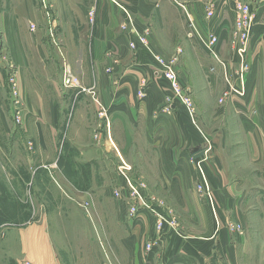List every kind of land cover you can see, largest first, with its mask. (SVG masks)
Instances as JSON below:
<instances>
[{
  "label": "crops",
  "instance_id": "crops-1",
  "mask_svg": "<svg viewBox=\"0 0 264 264\" xmlns=\"http://www.w3.org/2000/svg\"><path fill=\"white\" fill-rule=\"evenodd\" d=\"M245 1L253 5V0ZM235 2L236 0H92L94 24L88 48L85 47V51H88L87 60L85 62L82 57V66L85 67L86 63V69L91 70V84L99 92V105L85 93L77 96L66 93L60 95L59 99H54L42 92L37 93L38 101L48 103L38 104V101L28 100L22 114V127L35 140V155L28 159L30 165L36 163L35 165L45 167L46 180L52 184L51 181H57L58 178L54 175L57 173L56 167L61 168L60 179H66L64 171L72 159L77 170L86 167L92 173V180L103 182L100 186L96 184L95 191L99 190L101 194L110 197L116 186L123 196L128 197L127 176L135 182L145 181L148 185L146 193L151 196L157 193L156 199L174 190L171 188V183L174 182L179 189L175 195L182 198V206L185 205L196 214L201 211L211 215L210 206L196 192L199 183L205 188L204 196L217 194L223 218L244 224L248 212L246 205L251 195L243 188L239 192L237 184H241L242 178H232L225 171L224 161L221 159L228 148L229 130L223 125L220 129L208 128L203 121L210 111L201 110L197 100V95L208 100L210 90L217 84L221 92L225 90L217 115L221 118L228 115L230 110L234 111L236 121L233 128L242 139L236 143L251 151L257 166L256 177L264 180V0H257V7L252 8L255 20L251 39L245 46L240 43L236 34L237 14L233 10ZM210 3L216 6L211 18L206 13ZM12 5V0L9 4L7 0H0L2 29L5 37L7 36L11 55L16 56L19 51V60L29 64L31 59L25 60L20 50L21 46L24 49L21 30H15L14 26V21L23 19V16H19L22 13L16 14ZM212 35L220 38L217 45L218 56H213L208 47ZM39 36L42 35L39 33ZM80 37L82 42L77 45L81 47L85 45L84 34ZM140 37L147 38L146 45L140 42ZM44 40L42 43V37H34L31 49L44 59L42 65L45 68L40 70L47 78L51 77L50 74L53 75L51 70L48 72L47 67L53 58L60 57L53 51V47L47 46L49 36ZM132 43L135 48L131 47ZM33 45L37 49H33ZM242 49L245 50L244 53L240 52ZM190 52L197 54V57H186ZM158 57L168 62L175 61L173 67L180 84L192 93L194 114L189 113L190 109L181 104L179 99V102L176 100L169 82L157 73V69L161 68L156 61ZM182 61L187 63L182 64ZM14 63L20 62L14 60ZM23 77L21 74V82ZM241 81L245 94L235 97L231 93L232 97H227L230 87L240 88ZM144 83L146 96L141 99L137 91ZM195 86L203 87L196 91ZM167 98L175 99L167 103ZM54 100L56 102L50 104ZM4 123L5 120L0 125L2 134L9 129ZM60 133H63L65 142L58 145L53 138ZM2 144L4 147V142ZM191 159L199 160L206 174L202 167L198 170L190 162ZM0 163L5 165L3 156H0ZM15 164L14 161L13 165ZM124 165L129 167L128 171L122 169ZM259 184L256 185V197L264 200V185ZM114 201V213L117 212L119 217H128V199ZM155 206L161 211V207ZM218 210L220 212L219 206ZM256 210L262 213L258 205ZM207 216H204L206 225L214 228L215 224L210 223ZM130 220L134 236L139 232L143 242L158 240V245L147 257L150 264L165 243V257H160L165 259L164 262L193 264L196 255L188 251L184 253L180 249L189 247L188 250L193 252L195 244L207 245L206 241H209L196 239L185 243V248L179 247L182 239L178 235L162 238L157 233L155 217L147 209H142L135 220ZM44 225L30 222L22 227L0 226V230L5 232L3 242L0 238L3 246L1 251H5V246L13 248L12 251L16 248L14 260L18 264H22V260L29 264H52L51 241ZM221 235L223 256L231 259L233 264H238L237 244L229 245L227 232H222ZM234 247L236 252L228 253Z\"/></svg>",
  "mask_w": 264,
  "mask_h": 264
},
{
  "label": "rangeland",
  "instance_id": "rangeland-1",
  "mask_svg": "<svg viewBox=\"0 0 264 264\" xmlns=\"http://www.w3.org/2000/svg\"><path fill=\"white\" fill-rule=\"evenodd\" d=\"M45 1L12 0L16 14L22 13L19 16H23V19L14 21V26H16L15 30H21L20 36L24 41V49L21 46L20 50L25 60L31 59L29 64L19 60V51H17L16 56L11 55L6 41L7 36L5 37L0 20V125H3V120H5L4 126H9L8 131L3 134L0 132V141H2L0 156L5 159L4 166L0 163V226L2 228L6 225L22 227L30 222L43 226L46 223L44 226L47 228L46 233L49 234L53 253L52 264H150L147 260L149 253L146 245L151 240L143 242L142 234L139 232L134 236L135 231L132 229L131 220L127 216L122 217L121 215L119 217L118 213L113 211L114 199L127 200L123 195L119 198L115 196L114 191L117 186L112 192V197L101 194L99 190L95 191L96 184L100 186L103 182L92 180V173L86 167H80L77 170L72 159L69 160L70 165H67L66 171H64L66 179L64 181L60 179L61 168L56 167L57 173L54 175L58 177V182L53 179L51 184L46 180V168L38 164L35 165L36 163L30 165L28 161L30 157L35 155L36 146L33 136L22 127V114L28 100L31 102L38 101L37 93L42 92L54 97V99H59L60 95L66 93L76 96L85 93L90 95L92 100L99 105L97 100L99 92L91 84V70L86 69V63H84L85 67L82 66L84 61H82V57L85 58V62L87 60L88 51H85V47L88 48L92 25L94 24L95 12L92 15L94 11L93 7L91 9L92 0H49L52 3L51 6H48V0ZM10 2L11 0H7L8 4ZM252 2L253 5L251 4V6L254 9L257 7V0ZM233 10L236 11V8L233 7ZM237 16L238 14L235 20ZM35 33L36 35H34ZM39 33L42 36H39ZM82 34L85 37L83 40L85 45L81 46L83 48L79 46L82 42L80 39ZM44 36H49L50 40L47 42V46L53 47V51L60 57L53 58L52 63L47 67L49 73L50 70L53 72V75L50 74L51 77L47 78L40 70L45 68L42 65L44 59L39 53L37 55L31 49V44H34V37L38 39L42 37V43H44V38H46ZM78 43L79 45H77ZM33 49H37V47L33 45ZM189 56L196 58L197 54L190 52L186 57ZM14 60L20 63L15 64ZM61 62H64L63 65ZM181 63H187V61ZM18 65L25 68L22 69ZM2 66L5 68L2 69ZM65 70H71L77 76L80 81L78 86H65ZM110 70L109 68L108 71ZM21 74L24 76L22 82ZM240 85L243 87V92L234 93L233 96L240 97L245 94L242 81ZM181 86L191 105L188 106L182 99L181 104L186 105L190 109L189 113L194 114L192 93L187 91L186 86L182 84ZM195 87L196 91H199L203 86ZM141 89H144L142 84L137 94L143 99L146 96V90L143 92L144 95L140 96ZM224 93L225 90L221 92L217 84L210 90L208 100L201 99L199 95H197V100L201 110L210 111L203 121L208 128L218 127L217 129H220L223 125L229 130L228 148L221 159L224 161L225 171L232 178H242L241 184H237L239 192L243 188L251 195L246 205L248 210L246 222L242 224L240 221L223 218L217 194L214 193L209 197L204 196L205 188L201 185L203 189L200 191L199 183L196 192H199L203 196L200 199H203V202L210 206L211 215L201 213V211H198L197 214L192 212L190 208H186L185 205L182 206V198L175 195L179 189L175 187L173 182L171 188L176 191L170 190L166 196L161 195V197L159 196L160 200L157 199L162 208L163 220L159 229L157 217L154 216L155 227L162 238L178 235L182 239L179 246L181 248H185V243L189 241L209 240H202L208 242L207 245L195 244L196 248L193 252L188 250L189 247L180 249L184 253L188 251L190 254L196 255L193 264H233L231 259L223 256L221 251L222 232H227L229 245L237 244L238 264H264V200L256 197V185H260L259 183L264 185V180L256 177L257 166L256 162L253 161L254 156L251 151L242 144L237 145L236 143L242 139L233 128L236 121L233 115L235 114L234 111L230 110L228 115L225 114L221 118L217 115L218 108L224 99L222 98ZM226 95L227 97L229 95V98L232 97L230 91ZM173 100V98H169V100L167 98V103ZM55 102L54 100L50 104ZM36 103L45 104L48 102L38 101ZM103 115L104 113L100 114V116ZM62 134L60 133L53 138L58 145L65 142ZM14 161L15 165H13ZM190 162L198 170L200 167L203 168L199 164V160L191 159ZM204 173L206 174L205 170ZM208 187L209 185L207 189ZM154 190L156 191V188ZM156 194L153 197L157 198ZM257 205L261 207L262 213L256 210ZM214 208L217 213H215ZM206 215H208L206 219L215 224L214 228L211 225L209 227L206 225L204 217ZM227 216L229 215L227 214ZM126 221L128 222L126 223ZM0 231L3 233L0 235L3 242L5 232L3 229ZM1 249L3 246L0 244V264H18L14 260L17 255L16 248L12 251L13 248L5 246L4 252ZM166 249L167 244L165 243L163 247L159 248V252L153 259L155 261L152 260L151 264H167L163 257L160 258L161 256L165 257ZM233 252H236L235 247L228 250V253L232 254ZM22 264L29 263L22 260ZM182 264H186V262H182Z\"/></svg>",
  "mask_w": 264,
  "mask_h": 264
},
{
  "label": "built area",
  "instance_id": "built-area-1",
  "mask_svg": "<svg viewBox=\"0 0 264 264\" xmlns=\"http://www.w3.org/2000/svg\"><path fill=\"white\" fill-rule=\"evenodd\" d=\"M43 1H45V0H43ZM47 4H48V6H51L52 3H51V1L48 0ZM235 8H236V11L238 14L237 19H236V30H237L236 34L245 46V44L248 43V41L250 40L255 16L253 14L251 4L246 3L243 0H236ZM215 9H216V6L214 3H210L207 6V12L206 13H207V16L209 18L214 16ZM93 14H94V11L92 12V15ZM139 40L141 43H143L145 45L147 44V38L146 37H140ZM219 41H220V38L217 35H212L210 37V40L208 42V47L210 49V53L213 56H218L217 45L219 44ZM131 47L135 48V44L132 43ZM240 52L244 53L245 50L242 49V50H240ZM156 61L161 66V68L157 69L158 70L157 73L163 75V77L169 82L170 89L175 94L176 100L179 99L181 102L183 100L185 104L190 106L191 102H190L189 98L185 97L183 88H182L180 81H179V78H178L177 71L173 67V63L175 61L170 60V62H168V61H166V59L159 58V57L156 59ZM64 79H65L64 84L67 87L78 86L80 84L79 79L71 70H67V71L65 70ZM145 85L146 84L144 83L143 84L144 89H141L139 92L140 96L144 95L143 92L145 90ZM242 88L243 87L238 88L235 86H231L230 87V93H232V94L241 93V92H243ZM83 90H85V89L83 88ZM122 169L124 171H128L129 167L127 165H124V167H122ZM126 180H127V182H126L127 190L129 193V195L127 197V199H128V217L132 220H135L139 216L142 209H147L154 216L157 217L158 228L160 229V226H161L162 220H163V213L161 211H159L155 206V205H157V206L161 207L160 204H158V202H157L158 200L155 197L148 195L146 193V190L148 188H147V185L145 182H135L131 178H129L128 176L126 177ZM202 189H203L202 186L199 187L200 191H202ZM114 194L116 197L119 198L122 195V191L117 188L114 191ZM86 207H88V205H86ZM0 235H3V233ZM157 245H158V240H153V241L148 242L146 245L147 252L150 253Z\"/></svg>",
  "mask_w": 264,
  "mask_h": 264
}]
</instances>
